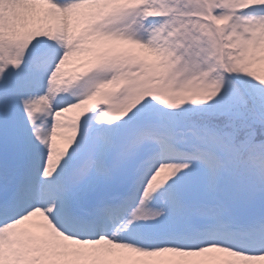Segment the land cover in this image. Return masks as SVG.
Wrapping results in <instances>:
<instances>
[{"label":"snow or ice","instance_id":"1","mask_svg":"<svg viewBox=\"0 0 264 264\" xmlns=\"http://www.w3.org/2000/svg\"><path fill=\"white\" fill-rule=\"evenodd\" d=\"M0 264H264V0H0Z\"/></svg>","mask_w":264,"mask_h":264},{"label":"bare ground","instance_id":"2","mask_svg":"<svg viewBox=\"0 0 264 264\" xmlns=\"http://www.w3.org/2000/svg\"><path fill=\"white\" fill-rule=\"evenodd\" d=\"M69 116H71L70 114H68Z\"/></svg>","mask_w":264,"mask_h":264},{"label":"rangeland","instance_id":"3","mask_svg":"<svg viewBox=\"0 0 264 264\" xmlns=\"http://www.w3.org/2000/svg\"><path fill=\"white\" fill-rule=\"evenodd\" d=\"M71 115V114H70Z\"/></svg>","mask_w":264,"mask_h":264}]
</instances>
